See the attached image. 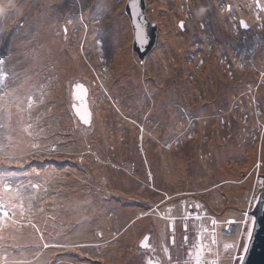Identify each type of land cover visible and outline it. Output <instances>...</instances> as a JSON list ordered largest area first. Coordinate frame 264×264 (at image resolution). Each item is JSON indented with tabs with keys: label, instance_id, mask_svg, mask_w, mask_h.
I'll list each match as a JSON object with an SVG mask.
<instances>
[{
	"label": "rangeland",
	"instance_id": "1",
	"mask_svg": "<svg viewBox=\"0 0 264 264\" xmlns=\"http://www.w3.org/2000/svg\"><path fill=\"white\" fill-rule=\"evenodd\" d=\"M34 1L0 0V7L5 9L0 14V60L10 73L7 83L9 88L21 91L28 80L26 90L33 99L30 110L24 105L22 123L14 116L10 124L5 121L8 126L0 129V139L11 143L12 151L22 157L18 163L0 165V173H10L8 179L13 187L23 186L25 206L27 208L30 197L32 222L40 229L37 232L27 226L15 233L17 239L9 241V245H19L18 249H11L13 256L30 264H147L148 259L154 262L159 259L167 264L161 248L163 242L169 247L173 264L176 261L183 264L189 248L196 242L200 226H211L209 215L215 214L219 221L226 222L236 218L241 222V230L246 221L251 222L258 195L264 188L261 168L264 110L255 104L259 82L264 80V27H261L264 11H258L256 0H210L211 3L208 0H166L162 6L159 0H145L144 12L150 23L157 24V37L142 57L133 49V29L125 9L128 0ZM175 2L182 11L173 23L171 8ZM200 2L207 5L201 6ZM199 6L203 8L200 12ZM157 11H165L160 14V17L165 16L163 24L154 14ZM242 20L247 28L241 25ZM189 23L193 24V31L199 32L179 52L180 58L172 61L175 67L172 73L165 74L163 69L154 67L153 62L158 61L160 53H168V46H162L159 37L160 27L163 25L164 33L174 27L178 31L176 36H180L185 31L190 32ZM200 32L206 36L201 37ZM42 39L46 44L37 43ZM90 40L93 48L87 51ZM33 44L46 47L50 56L36 63L37 57L34 60L35 54L31 53ZM74 46L82 58L89 57L87 61L95 64L93 69L90 66V77L74 73L69 61H65V70L58 75L64 53ZM22 48H25L24 55L20 53ZM127 49L133 58L127 56ZM115 51L118 58L124 56L127 62V67L119 74L113 71ZM255 60L262 66L253 69L251 65L258 63ZM68 70L70 74H66ZM78 82L88 90L85 97L91 111L88 124L80 120L73 107L78 104L73 97V87ZM54 88L62 91L56 103L50 93ZM132 97L137 103L146 100V105L134 108L137 105L132 103ZM100 103L108 106L101 133L114 141L116 149H113L120 158H112L110 154L104 157L101 147L97 148L94 108ZM27 124L32 125L31 139L24 131ZM214 136H217L219 151L240 139L243 144L250 143L249 147L256 152L251 166L241 173L240 180L253 176L252 186L246 187L241 196L242 204L223 207L226 211H237L238 216H225L226 211H209L202 196L206 193L202 192L203 188L198 187V190L188 184L184 188H172L173 185H164L168 183L166 180H158L152 170L147 146L163 154L171 150L177 154L183 152L188 178L179 179L191 180L194 164L210 158L203 147ZM79 137L87 150L85 158L65 150V145L78 143ZM126 139L128 141L118 151L119 143ZM33 142L40 143L39 152L54 142V151L46 153L51 159L45 162V153L36 158L38 152L30 147ZM240 163L238 159L227 162L235 166ZM96 164L104 179L95 184L90 182H93L91 177ZM72 170L78 172L77 176ZM120 174L124 175L123 179L128 177V181L118 180ZM219 179L211 180L209 186H222L225 179ZM33 184L39 187L33 189ZM114 184L122 188L117 189ZM192 188L194 191H190ZM117 208L131 212L128 222L106 223L121 212H116ZM168 208L172 209L171 216L175 219H164L162 241L157 238V232L155 234V219L161 220L159 213L164 216ZM188 209L198 211L200 219L194 218L195 213L189 216L192 218L184 219ZM27 219L26 215L25 223ZM139 223H146L145 228L143 225L139 228L141 232H134L132 225ZM105 226L107 232L102 230ZM221 232L218 234L221 242L207 258H216L214 253L219 248V264L227 260L229 264H238L240 260L235 257L241 253L236 255L237 248L233 253H225L223 249V242L239 243L238 228L234 231L233 227H228L227 235ZM128 233L134 234L130 252L121 251L122 257L114 263L105 261L114 248H123ZM146 235L155 252L140 248V241ZM244 236L247 242V231ZM44 243L49 246L45 248ZM66 244L73 247L54 246Z\"/></svg>",
	"mask_w": 264,
	"mask_h": 264
},
{
	"label": "bare ground",
	"instance_id": "2",
	"mask_svg": "<svg viewBox=\"0 0 264 264\" xmlns=\"http://www.w3.org/2000/svg\"><path fill=\"white\" fill-rule=\"evenodd\" d=\"M164 2H166V0H159V5L160 6L165 5ZM208 3H211L210 0H208ZM200 4L201 6H204V7L207 5L202 2H200ZM171 9H172L171 17L174 23V21H176V18L181 16L182 10L179 9L177 2H175V5L172 6ZM198 10L200 12L203 10V8L199 6ZM163 12L165 11H157L156 13L154 12L156 18L160 20V24H163L162 22L165 18V16L160 17V14ZM194 15L195 16L197 15L196 11L194 12ZM189 26L191 28V29L188 28L190 29V32L185 31L180 36H176L178 31H176L174 27H171V29L168 31L166 30L167 31L166 33H164V31L162 30L164 29L163 25L160 27L159 37L162 40V46H168V53L164 54V52L163 53L159 52L161 56L158 55L160 56V57H157L158 61H153L155 62L154 67H159L160 69H163L165 74L172 73V71L175 69V67L172 66V61L175 60L176 58H180L179 52L182 50V48H185L186 46H188L189 41L192 38V36L195 33L199 32L197 29L193 31L192 23H189ZM200 35L201 37L206 36L205 34L201 32H200ZM37 43L46 44V41L43 39L37 40ZM170 45H171V52H170ZM32 48H31V53L37 56L36 63L42 62L46 60V57L50 56L46 47L44 48L37 44H33ZM92 48H93V42L90 40L88 41L87 51L91 50ZM24 50L25 48H22V50L20 51V53H22L23 55H24ZM109 51L111 52V50ZM126 53H127V56L129 54V57L133 58L132 53L128 49L126 50ZM113 56L115 58V63H114L115 73L118 74L122 72L124 68L127 67L126 57L123 56V58H118L117 51L113 52ZM63 58L64 59H61L62 67H60V69L58 70V75H62V70L63 69L65 70V66H64L65 61H69L70 64H72V66L74 67L73 68L74 73H78V74L81 73L87 77L91 76L90 66H94L95 64L91 65L89 63V60L87 61L89 57L88 58L83 57L84 58L83 59L77 47L75 46L71 47V49L67 53H64ZM255 62H258V60H255ZM251 66L254 69V68L261 67L262 64L258 62L256 64H252ZM66 74H70L69 70L66 71ZM124 74H127V73H124ZM27 81L28 80H25L23 90H21L22 95L24 91L26 90ZM259 83H260V86L257 89V94H256L257 101H255V104L261 105L264 110V94L262 93V90L264 89V80L261 79ZM61 92L62 91L59 88H54L51 90L50 93L53 96L55 103L56 101H58V96L61 94ZM146 97L150 98L148 94L146 95ZM146 102L147 101L145 100L144 102L139 101V103H137L136 100L132 97V103H135L138 108L143 103L144 105H146ZM59 103H63V102H59ZM94 109H95V114H96V117H95L96 126H95L94 133L96 136L95 140L99 144L97 145V148L100 149L101 147V154L104 157H107L110 154L112 158L115 156H118L120 158L119 153L118 152L116 153L115 150L113 149V148L116 149V147H114L115 146L114 141L107 135L103 137V133H101V128L104 126V123H105L104 116L108 112V106L105 103H100L99 105H96ZM252 118L254 119L253 114H252ZM27 137L31 139V136L27 135ZM216 140H217V136L216 137L214 136L211 141H208V140L206 141V145L203 147V151L206 150V153L210 155V158L206 157V159L203 160L202 162H199V163L196 162L194 164L196 165L193 169L194 175L189 181H186V178L188 177L186 176L187 171L185 168V162H184L185 157H184L183 152H181V154H177L175 151L171 150V151H168L167 154H163L161 151L154 150L153 146H147V152L150 155L152 167L156 174L157 179L166 180L168 182V183H164V185H167V184L173 185L172 188H175V189H178L177 187L184 188L186 184L193 185L194 187L204 188V190L205 191L207 190V192L205 194H202V196L204 197L206 201L205 203L206 206L205 205L203 206L207 207L209 211L214 209L219 212L222 211L224 213L226 210H224L223 207H226L227 205H231V204H238V205L242 204L243 198L241 196L244 194L245 188L250 186L253 183V176L250 175V176H247L245 179L240 180L241 173L243 171H246L251 166L254 158H256V155H255L256 152L253 148L249 147L250 143L243 144L240 139L231 141L230 144H228L225 149H223L222 151H219L217 150L218 146H217ZM127 141L128 139H126L124 142L119 143L118 148H117L118 151L122 150L123 146L125 145V142ZM77 142L78 143H76L75 145H71V146L65 145V150L72 152V153H76L77 155L85 158V154L87 150L84 149L83 139L79 137V140ZM125 147H128V146L126 145ZM231 159L234 162L236 161V159H238L241 161V163L238 165L236 164V166L227 164V162L230 161ZM93 167L94 169H96V171L93 173L94 175L91 177L93 182H90V183L96 184V183H99V181H101L102 178L104 179V175L102 174V171L100 170V166L96 164ZM105 168L106 167H104V171H106ZM261 168L262 170H264V154H262ZM71 172L73 174H76V176L78 174L76 170H72ZM120 175L121 177L118 180H121L123 182L128 181V177L123 179L122 176L124 175L122 174ZM184 176H186L185 179H181V180L179 179L180 177H184ZM219 178L225 179V183L222 186H218V187L209 186L211 183V180L214 182H217L218 180H220ZM114 185L118 187L117 189L122 188L120 184H114ZM103 187H106V185H104ZM87 188L88 187L86 186V189ZM190 191H194V189L192 188ZM86 195H88V193ZM136 196L138 198L140 197L139 195H136ZM90 204H92V201L90 202ZM226 209H229V207H227ZM116 212H119V213L114 214V217L110 219L109 221H106V223L117 222V223L123 224V223L128 222L129 216L131 214L130 211L117 208ZM224 215L225 216H230V215L238 216L239 213L237 211H226ZM162 217L163 216H160L161 220L158 218L155 219V222H156L155 234L157 232L156 234L157 238L158 237L161 238V235L162 236L164 235V233H162V230L165 227V221H164V218ZM143 225L144 223H139L137 226H134L133 224L132 228L134 232L136 231L141 232L142 230H140L139 228ZM145 226H146V223L144 225V228ZM106 229L107 228L105 226L102 230L104 232H107ZM133 235L131 233L126 234L125 239L123 241L124 243L123 248L121 249L114 248L110 256L108 258H105L106 259L105 261H110L114 263L122 257L121 251L127 250L128 252H130L131 248H129V246L130 247L134 246L133 245L134 241L131 238ZM131 262H134V261L132 260ZM221 264H229V263L227 260L226 262L222 261Z\"/></svg>",
	"mask_w": 264,
	"mask_h": 264
},
{
	"label": "snow or ice",
	"instance_id": "3",
	"mask_svg": "<svg viewBox=\"0 0 264 264\" xmlns=\"http://www.w3.org/2000/svg\"><path fill=\"white\" fill-rule=\"evenodd\" d=\"M131 6L135 8L137 6L136 0H131ZM256 8L258 11H264V3H261V0H256ZM5 11L4 8L0 7V14H3ZM257 20L260 21L261 17L257 15ZM241 25L245 28L248 27L245 21L240 22ZM181 27H183V22H181ZM264 27V24L261 25ZM67 32V29H65ZM136 41L140 44H144L147 41V36L143 31V28L140 24H137L136 27ZM10 73L5 69L4 62L0 60V129L5 128V121L10 124L14 116L19 117V121H23V114L25 112L24 105L27 104V109L32 108L33 99L27 90L24 91L23 95L21 91L17 88H9L8 78ZM22 87V86H21ZM88 94L87 88L83 83H75L73 87V97L75 100L80 101L79 106L73 104V107L76 109V114L79 116L80 120L85 124L90 122V113L87 111V105L85 103V97ZM15 109V111H13ZM32 125H24V131L28 133L29 136L32 135L30 129ZM143 131V129H141ZM7 140H10V137H6ZM12 144L5 143L4 140L0 139V165H11L12 163H18L21 156L16 152L12 151ZM31 149L36 152L40 151L41 145L38 142H33L30 145ZM49 153L53 152V148L48 149ZM10 173L3 172L0 173V264H30L29 261L23 259H16L11 249H18L19 245L12 243L9 245V241H15L17 236L15 233L19 232L21 228L30 226L37 232H40V229L35 223L32 222V209L33 204L31 203V198H27V208L25 206V196L23 194V186L19 185L13 187L11 181L8 179ZM264 184V182H262ZM33 189L39 187L37 184L31 185ZM197 207H199L197 205ZM172 209H167V214L162 218L167 220H174L175 217L171 216ZM28 216L27 222L25 223V217ZM189 216H193V213H188L184 219H187ZM195 219L199 220V214H195ZM229 224L233 221H229ZM217 221L213 218L211 219V226H200V231L197 233L196 242L191 245L187 252V257L183 261V264H219V255L220 252L217 248L214 255L216 258L209 259V255L213 254L214 247L218 246L221 242L218 238V234L215 231ZM187 229V225H185ZM7 231V235L5 232ZM248 240H251L252 237V228H247ZM40 239L43 240V234H41ZM210 239V242H209ZM149 236H144L140 241V248L148 249L151 252H155V247L148 243ZM163 241V236H162ZM172 244L175 245V237H172ZM184 244L188 245V237H184ZM49 245L44 243V247L47 248ZM56 247H73L72 245H54ZM239 244L236 241L233 242H223V249L225 253L229 252L232 249L238 248ZM249 244L248 242H243V251L246 253L248 251ZM161 248L164 256L167 258V264H173L169 247L162 242ZM241 262L244 259L243 254L235 257ZM147 264H163L161 260H156L155 262L152 259L147 260ZM176 264H181L180 261H176Z\"/></svg>",
	"mask_w": 264,
	"mask_h": 264
},
{
	"label": "water",
	"instance_id": "4",
	"mask_svg": "<svg viewBox=\"0 0 264 264\" xmlns=\"http://www.w3.org/2000/svg\"><path fill=\"white\" fill-rule=\"evenodd\" d=\"M136 4L137 6L133 8L131 6V0H128L125 9L133 29V49L138 53L139 57H142L155 43L157 37V24L155 22H149V19L144 12L145 0H136ZM137 24L142 26L143 31L147 36V41L144 44H140L136 41L135 34ZM85 103L87 105V111L91 116V111L86 98ZM79 104L80 101H78L77 106H79ZM74 111L76 112L75 108ZM252 216V237L250 241L248 240V251L244 253V259L241 264H264V188L258 195V200Z\"/></svg>",
	"mask_w": 264,
	"mask_h": 264
},
{
	"label": "trees",
	"instance_id": "5",
	"mask_svg": "<svg viewBox=\"0 0 264 264\" xmlns=\"http://www.w3.org/2000/svg\"><path fill=\"white\" fill-rule=\"evenodd\" d=\"M174 6V5H173ZM172 10V9H171ZM33 57H34V60H35V58L37 57L36 55H33ZM30 62V61H29ZM36 62V61H35ZM31 63V62H30ZM92 65V64H91ZM91 68L93 69L94 68V66H91ZM113 71L115 72V70H114V67H113ZM119 74V73H118ZM87 82H89V80H87ZM93 84H94V82H93ZM92 89H94V88H92ZM134 108H138V107H134ZM140 108V107H139ZM43 142V141H42ZM53 144H54V142H53ZM53 144L49 147V148H52L53 147ZM49 148H47V149H45V150H42V152H38V155L36 156V158L38 157L39 158V156L40 155H42V153H48L49 151H48V149ZM28 149V148H27ZM27 149L25 150V151H27ZM46 156L47 157H45L46 159H45V162H47L49 159H51V157H49L50 155L49 154H46ZM53 158V157H52ZM55 159V158H54ZM47 160V161H46ZM147 167V171H149L150 172V169H149V166L147 165L146 166ZM152 170H153V168H152ZM154 171V170H153ZM193 175H194V172H193ZM190 186H192V187H194L193 185H190ZM251 186H252V184H251ZM195 188H197L198 190H199V188L198 187H195ZM209 190V189H208ZM203 191H205L204 190V188L202 189V192ZM201 192V191H200ZM206 192H207V190H206ZM186 203H188V200L187 201H185ZM185 209L187 208V206H185L184 207ZM193 209H195V207H193ZM191 209H188L187 210V213L184 211V214L186 213V216H187V214L188 213H190V212H192V213H195V214H199V212L198 211H190ZM162 214L161 213H159V217L161 216ZM210 217L208 218V221L210 222V219H211V217L213 216V217H215L216 219H218L217 218V216L215 215V214H211V215H209ZM188 218H192V217H188ZM233 219H236V218H233ZM238 220V219H237ZM241 227V222L239 223V228ZM161 238H162V235H161ZM163 238H164V235H163ZM190 238V237H189ZM209 242H210V239H209ZM217 247V246H216ZM216 247H214V249L216 248ZM218 250H219V248H218ZM235 250H236V248L235 249H232V250H230V252L231 253H233V252H235ZM220 252V251H219Z\"/></svg>",
	"mask_w": 264,
	"mask_h": 264
},
{
	"label": "clouds",
	"instance_id": "6",
	"mask_svg": "<svg viewBox=\"0 0 264 264\" xmlns=\"http://www.w3.org/2000/svg\"><path fill=\"white\" fill-rule=\"evenodd\" d=\"M212 218V217H211ZM213 219V218H212ZM238 222V225L236 226V227H234L233 229H234V231H236V229L238 228V232H240V235L241 236H237V240L239 241V247L237 248V252H236V255H238L239 253H241V254H243V256H244V251L242 250L243 249V242H245V236H244V233L247 231V225H246V222L243 224V226H242V230L241 229H239V221H237ZM251 226H252V221H251ZM216 229V228H215ZM223 233H225L226 235L227 234H229V232H228V229L227 230H224L223 231ZM235 233V232H234ZM233 233V234H234ZM247 242H248V236H247ZM241 244H242V247L240 248V246H241ZM240 248V249H239ZM213 251H214V249H213ZM238 264H241V261H239V263Z\"/></svg>",
	"mask_w": 264,
	"mask_h": 264
},
{
	"label": "built area",
	"instance_id": "7",
	"mask_svg": "<svg viewBox=\"0 0 264 264\" xmlns=\"http://www.w3.org/2000/svg\"><path fill=\"white\" fill-rule=\"evenodd\" d=\"M230 227H232V226H230ZM234 228V227H233Z\"/></svg>",
	"mask_w": 264,
	"mask_h": 264
}]
</instances>
